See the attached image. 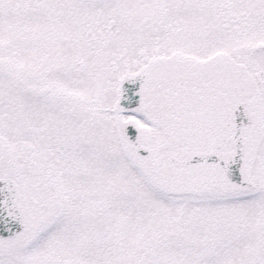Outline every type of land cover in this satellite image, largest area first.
Instances as JSON below:
<instances>
[{"label": "snow or ice", "instance_id": "6c2138e0", "mask_svg": "<svg viewBox=\"0 0 264 264\" xmlns=\"http://www.w3.org/2000/svg\"><path fill=\"white\" fill-rule=\"evenodd\" d=\"M0 264H264V0H0Z\"/></svg>", "mask_w": 264, "mask_h": 264}]
</instances>
